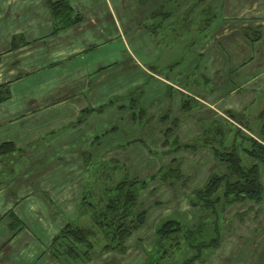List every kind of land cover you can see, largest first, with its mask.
<instances>
[{"label": "crops", "instance_id": "1", "mask_svg": "<svg viewBox=\"0 0 264 264\" xmlns=\"http://www.w3.org/2000/svg\"><path fill=\"white\" fill-rule=\"evenodd\" d=\"M67 1L72 9L71 16L78 14L81 20L52 34V19L46 0H0V84L8 83L10 91L8 99L0 102V143L11 142L15 148L9 154L0 153V264H55L48 254V245L51 237L67 223L55 215L70 206L76 207L81 187L88 182L80 153L84 150L91 153L96 164L116 158L131 176L137 178L153 174L171 159L178 161L181 178L172 182L153 178L139 192L136 208L146 209V220L125 239V251H101L105 241L102 233L94 228L96 234L91 238L92 244L101 246L96 241L98 237L103 244L96 247L91 259L84 263L142 264L145 252L154 245L157 219L152 221L151 214L158 210L162 212L169 204L171 209L165 215L176 214L186 224H195L200 210L189 206L185 196L200 187L209 173L225 171L224 165L216 162L206 147L149 154L145 148L158 152L167 148L162 146V132L169 123L160 122L158 118L167 111L171 117L178 118L171 135L186 140L199 134L212 118L223 119L225 111L240 108L239 100L251 104L253 91L264 89V54L261 48L264 44V0H256L252 8H248L250 6L246 4L249 3L243 0H145L139 5L137 0ZM213 1L219 9V16L224 17L223 22L197 49L202 59L201 68L212 82L211 88L197 87L194 90L196 95L191 87L189 90L193 92L190 94L175 76L165 79L160 75L164 70L161 63L164 58L151 56L149 49H153L158 37L145 39L146 35H141L138 23L160 6L167 7L168 16L161 26L155 28V32L162 26H168V22L177 21L180 13L189 7H194L191 18L197 21L205 12L204 4ZM224 22L227 25H223ZM240 24H248L255 32L261 31L258 40L250 41L240 33ZM124 28L131 32L134 45L143 40L148 45V48L141 49L147 55L146 62L142 63L137 58V46L126 49L123 45L119 53L116 49L112 53V47L105 46L112 38L124 40ZM222 29L224 34L220 39L218 33H222ZM174 33L175 30L171 29L172 46L176 48L179 45L184 49L187 42ZM127 58L134 59L130 68H127ZM144 65L147 68H143ZM150 66L159 71L154 73L149 70ZM116 68L118 72L112 74L118 75L114 82L111 78H99L110 76ZM148 76L152 78L148 79ZM227 79L233 81L232 87L226 86ZM143 83L145 95L142 105L149 117L144 129L128 122V109L118 110V105L123 106L127 102L125 99L114 102L111 108L100 114L90 113L76 126H66L82 107L98 105L111 95L123 96ZM168 85L170 94L166 96ZM96 90L98 97L94 94ZM183 99L188 100L189 110L180 109ZM40 101V106L28 109ZM47 126L59 129L52 139L57 143L56 147L51 148L44 142L47 146L44 150L29 152L28 148L38 139L37 135L41 136ZM113 126H116V131L90 144L92 137ZM136 136L143 139L145 146L139 143L127 145L124 149L116 146L125 138ZM17 149L22 151L17 152ZM22 154L29 158L43 155L45 160L23 166ZM52 159L55 162L48 164ZM59 167L62 172L57 175ZM52 170L56 172L54 179L47 174L53 173ZM260 179L264 184V170ZM161 192H165L163 195L171 193V196H159ZM46 193L60 207L59 210L42 196ZM245 202L251 204L248 201L231 203L236 207L233 214L242 211ZM258 204L253 206V210L264 206V198ZM8 212L15 215L13 222ZM15 223H18L16 228L10 231L9 226ZM255 264H264V250Z\"/></svg>", "mask_w": 264, "mask_h": 264}, {"label": "trees", "instance_id": "2", "mask_svg": "<svg viewBox=\"0 0 264 264\" xmlns=\"http://www.w3.org/2000/svg\"><path fill=\"white\" fill-rule=\"evenodd\" d=\"M50 17L52 19V30L54 34L62 28L74 25L81 20V16L73 14L71 6L67 0H46ZM150 18H159L154 27L147 28V31L154 36V30L161 26V22L168 16V12H163L159 7L154 9L149 15ZM155 19V20H156ZM243 35L250 41H256L259 33L249 30L247 27L241 29ZM178 62L167 64L164 71V78H172L170 73L177 66ZM149 70L154 73L157 70L150 66ZM152 78L151 76L147 77ZM8 83L0 84V102L8 99L10 94ZM166 96L170 94V86L166 87ZM144 83L134 87L120 96L127 102L118 105V110L128 109V122L131 125H137L140 129L149 122L146 116V108L142 105L144 97ZM119 96L112 95L107 100L100 102L94 107H84L78 111L75 120L68 122L69 126H76L85 121L90 113H100L105 109L112 107ZM182 111L190 109L188 100L181 101ZM259 118H264V103L260 110ZM226 119L220 121L217 118L209 120L199 134L194 136L193 141H180L171 132L176 127L178 118L171 117L169 112H165L158 118L160 122L168 121L169 127L162 132V146L165 150L148 152L154 155L160 152H171L180 149H198L199 147L208 148L211 157L224 165L223 172H211L203 181V184L196 190L186 195L189 206L197 207L200 211L197 222L193 225L186 224L177 215H167L160 218L154 227L155 238L154 245L150 251L145 252L146 258L142 264H160L167 257L169 259L181 258L179 264H201L204 263V253L210 249L218 247L221 234L225 231L222 225L223 219L220 216L222 211L231 203L248 201L250 203H260L264 198V184L260 175L264 170V139H256L254 136L246 134L241 127L233 124L230 117L236 122H241V116L230 110L224 112ZM234 121V120H233ZM264 130V120L262 121ZM116 126L110 127L95 135L90 139L92 145L101 136L116 131ZM139 143L145 146L143 139H126L118 144L119 148H125L127 145ZM15 150L10 142L0 143V153L9 154ZM21 151L17 149V152ZM82 165L88 173V179L92 177L91 169H97V175L94 174L95 182L99 176L104 175L101 192L102 206L96 203L93 198V189L90 190L86 182L81 188L78 197L77 207L80 215L89 213L92 226H80L76 223L67 222L52 237L48 245V252L51 258L58 259L61 254H67L70 257L84 256L89 258L88 252L93 248L90 238L95 236V229L102 233L105 245L103 251L111 250L116 252L125 251V239L139 228L145 222L146 209L136 208L138 195L143 190L149 180L158 178L161 182L181 178L178 169V161L171 159L168 165H160L153 173L144 178H137L128 173L127 168L123 166L116 158L104 160L102 163H95L89 151H81ZM246 159H245V158ZM245 159V161H244ZM246 160L248 162H246ZM97 167V168H96ZM96 171V170H95ZM1 172V170H0ZM115 179H112V177ZM88 188V189H86ZM244 214V213H243ZM243 214H239L242 218ZM13 222L15 215L12 212L7 213ZM18 223L10 225L13 230ZM16 225V226H15Z\"/></svg>", "mask_w": 264, "mask_h": 264}, {"label": "rangeland", "instance_id": "3", "mask_svg": "<svg viewBox=\"0 0 264 264\" xmlns=\"http://www.w3.org/2000/svg\"><path fill=\"white\" fill-rule=\"evenodd\" d=\"M201 1H203V0H201ZM243 1H246L249 4L251 2H253L252 5L246 4L247 6H250L248 8H252L254 5V2L256 0H243ZM137 2L139 5V4H142L143 2H145V0H137ZM204 5L205 6L203 7V10L205 12H204V14H202L200 16V18L197 21L195 19L191 18L193 16L192 10L194 9V7H189L188 9L185 10V12L180 13V16H179L177 21H173L172 23L168 22V24H167L168 26H165V27L162 26L161 28L157 29L156 32L154 31L155 32L154 36L151 35L147 31V28L154 27L156 25V22L158 20H160L159 18L156 19V18H150L149 16H146L145 18L142 19V21H140L138 23L139 24L138 27H139V29H141V35L143 37H144V33L146 35V37H144L145 39H147L148 37L149 38L158 37L157 42L152 46L153 49L150 47H149V49H150V55L151 56L158 55L159 58H161V59L164 58V62H161L162 67H164L163 69H165V66L168 63H170L172 60H176L179 58L177 61L178 62L177 66L174 67L175 71H172L170 73V75L175 76V79H178L181 82H183L182 86L190 94L194 90L196 91L197 89H195V88H197V87L211 88L212 82L210 79L207 78V75L205 74L204 68H201L202 59H201V56L197 53V49L201 46V44L204 43V41L207 39V37L209 35H212L214 33V31H215L214 29L218 26V24L220 22H223L222 19L224 18L223 16L222 17L219 16V13H218L219 9H217L215 1L210 2V3H206ZM160 8L163 12H166L165 9L167 10L166 6L165 7L160 6ZM158 9H159V7H158ZM253 10H254V8H253ZM186 11H187V13H186ZM191 14H192V16H191ZM250 15H255V13H250ZM250 15H248V16H250ZM225 24L227 25V22H224L223 25H225ZM239 27H240L239 31H241L242 28H246V27L249 30L253 31V28L249 27L248 24L246 26L243 24H240ZM171 29L175 30V33H174L175 35L182 36L181 38L187 42L185 44L186 47L184 49H181V47L179 45L178 46L176 45V48H174L172 46L173 43L170 40V35H172ZM223 29L220 31L222 33H220V34L218 33L220 39H221V37H223V34H224ZM212 30H214V31L212 32ZM260 32H258L259 36H260ZM240 33H242V31ZM166 35H168V36H166ZM218 35H217V37H218ZM122 37L124 40H122L121 38L119 39V37L112 38L105 46L106 47H109V46L112 47L111 48L112 53H115V49H116V53H119L121 51V49H123L122 48L123 45L125 46L126 49H131L132 46L134 45L133 41L131 42V40L133 38V36L131 35V32L124 28L123 32H122ZM164 37L166 38L165 40L162 39ZM135 46L138 47V49L136 50L137 58L142 63L146 62L148 60L147 55L145 52L144 53L141 52V49L143 47L148 48L147 47L148 45H146L145 41L143 40L141 42L139 41V43H136V45H134V47ZM261 48H262V53L264 54V44L261 45ZM263 54H262V56H263ZM108 55H109V53H108ZM127 60H128L127 68L132 67L134 65V59L127 58ZM137 65H138V63H137ZM138 66H140V65H138ZM123 67H125V66H123ZM143 68H147V67L144 65ZM117 70H118L117 68L112 70L111 72H113V73H111L110 76L105 75L104 77H99V78H102V79L111 78L114 82L116 79L115 77L118 75H112V74L117 73L118 72ZM174 72H177V73L174 74ZM160 75L164 76V71H161ZM99 78L97 77V81L99 80ZM227 80H226V86L228 85V87H232L233 81L231 79L228 81ZM253 84H254V82H253ZM191 87H192L193 91L189 90V89H191ZM222 88L224 89V86ZM97 90L94 93L95 95H97V92H98ZM263 90L260 89V90L253 91L254 96L251 98L252 102L249 105L246 104L243 100L238 99L239 100L238 102H239L241 107L238 109H235L231 112L239 114L241 116V119H242L241 122L238 123V122H236V120L234 118L230 117V119H231L230 121L233 124L238 125V127H241L246 134H248L250 136H254V137H259L261 140L264 139V130L262 129V125H263L262 121L264 120V118L263 117L259 118L258 116H259V113L261 112L260 109L262 108L263 103H264V91ZM195 94H196V92H195ZM97 97H98V95H97ZM47 100L53 101V99L52 100L47 99ZM118 100H122L120 96L117 100H115V102ZM40 105H41V101L35 103L33 106H31L28 109H31L32 107H38ZM89 106H91V105H87L85 107H89ZM94 106H96V105H94ZM94 106H91V107H94ZM82 108H84V107H82ZM109 108H111V107H109ZM100 113H96V114H100ZM37 115H39V114H37ZM36 117L40 118L41 116H36ZM215 118H217V117H215ZM222 118L226 119L225 115H222ZM217 119H219V118H217ZM223 119H219V120L224 121ZM74 120H75V118H74ZM82 122H80V123H82ZM67 124H68V122H67ZM66 126H69V125H66ZM48 127L49 126L46 127L47 130H46V128H44L45 131L42 133L41 136L37 135L38 139H36L33 146L28 148L29 152H33L34 150H35V152L38 150L39 151L44 150V148L47 147V146H45L44 142L50 144L51 148L56 147L55 145H57V143H54V141L52 139L55 138V134L57 132H59L58 131L59 129H58V127L49 129ZM196 135L197 134H194L191 139H186L183 141H190L191 142V141H193V138ZM180 141H182V140H180ZM51 142H53V143H51ZM89 146H90V144H89ZM23 149L25 150V148H23ZM150 150L154 151L153 148H151ZM21 151H22V149H21ZM148 153L151 155H154L153 153H150V152H148ZM44 160H45V158L43 155L35 156L34 158L25 157V156H23V154L21 155V161L23 163L22 164L23 166L26 165L27 163L29 165L30 163H34V161H44ZM51 162H55V161L52 159V160L48 161L47 163L49 164ZM246 162H248V161L246 160ZM41 164H45V163H41ZM168 164H166V165H168ZM97 170H98V168L95 169V167H94V169H91L90 173L92 174V177L90 179H88L87 185H88V188L90 190L93 189V198L92 199H94V201L96 203H99V201L101 199L100 205L102 206V203H103L102 198H100V196H99V193L101 192L102 188L99 186L102 185V182L104 180V175L102 177L99 176V179L97 180V183H96L95 182L96 178H94V174L97 175V172H98ZM53 171L54 170H52V172ZM61 172H62V170H60V167H59L57 175L60 174ZM47 174L50 175L51 179H54L56 172H53L51 174L48 172ZM7 175H10V174H7ZM115 177H116V175L114 177H112V179H115ZM88 188H86V189H88ZM163 194H165V192H161L158 195L159 196H165L167 198L169 196H171V193H170V195L169 194L163 195ZM42 196L45 199H47L48 201H50V203L56 209L59 210L60 207H58V205L54 201L51 200V196H48V193L42 194ZM78 197H77V199H78ZM176 204H178V203H176ZM255 204H258V203H254V204L251 203V204L247 205V203L245 202L244 205L242 204L243 210L242 211H235V212H237L235 214H233V211L236 207L232 206V205H231V207H226L222 211V214L220 216L223 219L222 225L225 227V232L220 237L219 246L214 248V249H210L209 252L204 253V258H205L204 263H201V264H255L256 262H258V260L262 256V253L264 250V211H263L264 206L263 205L258 206L253 210V206ZM144 205L146 206L145 202H144ZM168 206H170V205L166 204L164 206L165 209H163L162 212H159V210L154 211L151 214V216L153 218H151V216H150L151 220L155 221V218H156L157 219L156 224H157V222H159L160 218H162L163 216L174 215V214H166L165 215V213H168L171 209V208H168ZM242 206H241V208H242ZM255 211H258V212H255ZM68 212H71L70 215H68ZM79 212L80 211L78 210L77 205L74 208H72V206H70L69 208H66L63 212L59 211V213H57L55 215V218L59 217L58 219H63V220H65V222L76 223L77 225H80L82 227L83 226L90 227L91 222L89 221V216L87 215V213H86V215L82 214L80 216ZM239 214H243L241 219H240L241 216ZM253 214H256V216L254 217ZM236 217H238L239 219ZM243 217H244V219H243ZM242 219H243V221H242ZM237 220H239V221L241 220V221L239 222ZM55 225H56V223H55ZM256 227H258L259 230L256 229ZM15 228L16 227H14V229ZM14 229L10 230V231H14ZM89 241L92 243L91 238L89 239ZM96 241H98L99 244L102 246L103 242L100 239V237H98V239ZM92 245H93V248L88 252L89 258L84 259L85 258L84 256H80V257L74 256L75 258H73V257L68 256L67 254H61V256H59L58 259L53 258L55 260V264H79V263L84 264L85 262H88L91 259V254H93V252H95L97 249L96 247L99 246V245H97V243L92 244ZM101 246H99V247H101ZM102 247L100 248L101 251H103ZM48 254H49V252H48ZM180 259L181 258L169 259L166 257L164 259V261L160 264H179Z\"/></svg>", "mask_w": 264, "mask_h": 264}]
</instances>
